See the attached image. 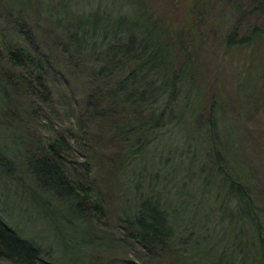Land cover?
I'll use <instances>...</instances> for the list:
<instances>
[{"label":"trees","instance_id":"1","mask_svg":"<svg viewBox=\"0 0 264 264\" xmlns=\"http://www.w3.org/2000/svg\"><path fill=\"white\" fill-rule=\"evenodd\" d=\"M246 2H255L252 11H264V0H234L233 7L241 12ZM205 3L0 0L13 10L35 7L50 18L52 28L65 35L67 48L83 59L81 66L91 59L90 72L102 82L97 89L101 99L124 114L115 137L120 145L117 166L132 191L121 215L132 240L147 249L168 245L177 264H264V197L235 154L224 99L214 97L207 116L197 120L204 80L194 34ZM32 32L25 31L30 40L35 38ZM218 33L219 42L229 50L252 47L264 38V27L240 32L238 27L221 26ZM25 43L0 35V58L6 61V67H0V98L14 100L21 91L29 100L50 105L49 56ZM96 95V91L87 95L94 108L101 104ZM0 110V194L7 178L14 185L16 181L19 207L28 203L60 233L61 225H82V232L66 243L70 251L92 242L96 235L87 223L90 218L98 220L104 206L94 186L85 184L89 168L71 171L66 165L73 160L66 154L69 145L62 134L25 145L11 112ZM169 128L181 134L169 151L173 159L167 175L160 168L152 171L154 165L147 170L145 157L167 139L163 132ZM159 157L163 162L170 155ZM179 167L187 176L171 186L167 176ZM193 167L191 189L184 178L191 176ZM2 199L7 206L6 197ZM202 204L207 207L201 215L199 210L187 213ZM8 220V212L7 217L0 213V259L37 264L50 255L51 247L49 251L33 237L22 236Z\"/></svg>","mask_w":264,"mask_h":264},{"label":"rangeland","instance_id":"2","mask_svg":"<svg viewBox=\"0 0 264 264\" xmlns=\"http://www.w3.org/2000/svg\"><path fill=\"white\" fill-rule=\"evenodd\" d=\"M180 1L188 4L192 0ZM169 2L171 4L172 1ZM233 2L234 0H206L200 13V33L196 31L194 36L203 67L204 94L200 98L201 111L197 120H203L207 116L214 97L224 99L231 121V134L236 144L235 154L246 172L252 175L256 188L264 197V38L259 39L252 47L226 50L219 42L218 33L221 26L238 27L240 32H248L255 25L264 27V11H252L256 6L255 2H246L241 5L242 11L238 12L233 7ZM170 9L173 14H178L175 12L177 10ZM26 29L33 31V42L25 36ZM0 35L26 42L31 49L49 56L46 70L52 97L51 104L47 105L34 99L29 100L27 94L19 91L14 94V100L0 98V108L11 112L13 124L25 136V145L29 141L40 139L44 142L48 137L62 134L69 145L66 154L74 161H67L66 165L71 171L72 167L79 171L84 170L85 166L89 168L85 184L94 186L104 206L100 218H90L87 223L96 235L94 240L79 246V250L74 248L70 251L66 243L82 232V225H61L62 233L58 228L55 230L28 203H24V208L22 205L19 207V196L15 192L17 182L14 185V180L7 178L4 192L0 194V213L6 217L7 212L9 213L8 221L22 236L33 237L49 251L48 247H51L50 255L43 256L37 264H177L168 245L147 249L134 242L128 234L127 223L121 218L122 209L129 205L132 197L128 181L117 166L120 145L115 133L117 122L124 114L119 111L120 108L114 109L113 105L101 99L102 93L97 89L102 82L90 72L91 59L86 58V65L82 67L83 59L67 48L63 32L52 28L50 18L42 16L35 7L28 11H18L0 4ZM0 67H6V61L2 58ZM92 91H96L98 101L101 99L97 108L87 103V95ZM163 133L167 139L164 138L151 148L155 151L152 150V154L145 157V165L147 170L154 165L152 171L160 168L161 173L167 175L166 170L173 159L169 151L176 146L177 136L181 132H175V135L173 129L169 128ZM170 134L175 136L171 137ZM158 152L170 157L161 162ZM195 170L193 167L191 176L184 178L186 187L191 189L195 185L192 177ZM184 173L182 167L171 171L167 176L169 184L173 186L178 179L186 177ZM2 195L6 197L8 208L3 204ZM206 207L204 204L193 206L187 213L190 215L199 210L201 215L200 210ZM6 208L8 211H5ZM63 231L66 232L65 236ZM0 264L13 263L0 259Z\"/></svg>","mask_w":264,"mask_h":264}]
</instances>
